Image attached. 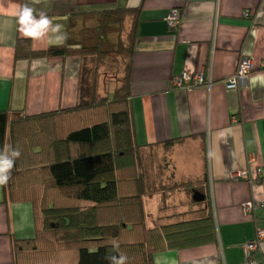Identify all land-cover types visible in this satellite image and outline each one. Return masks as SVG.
<instances>
[{"label":"crops","instance_id":"1","mask_svg":"<svg viewBox=\"0 0 264 264\" xmlns=\"http://www.w3.org/2000/svg\"><path fill=\"white\" fill-rule=\"evenodd\" d=\"M24 3L64 25L68 55L14 61L16 38L24 35L12 13ZM117 8L130 10L126 20L105 22L99 16ZM172 8L180 13L174 28L167 23ZM119 29L132 31V39H120L132 44L130 52L116 53ZM66 41L55 46L47 37L30 39L33 49ZM87 45L90 51L84 52ZM95 46L104 48L97 52ZM242 55L251 58L253 68L243 86L228 88L225 80L235 74ZM89 58H130L128 69L117 75L129 84L135 140L147 150L153 146V156L156 151L165 156L163 169L153 167L163 184L191 185L172 193L165 213L194 210L202 203L192 200L193 191L209 193L216 243L159 253L154 264H264V240L249 255L243 249L264 229V212L254 209L253 220L239 209L244 201H264V0H0V110L35 114L74 106L81 69L92 66ZM184 70L203 71L212 83L173 86L172 78ZM109 83L116 87L112 81L102 85ZM257 170L256 182L236 176L244 171L254 179ZM146 197L150 217L159 197ZM31 235L29 204L8 201L6 186L0 187V264L11 262L14 238Z\"/></svg>","mask_w":264,"mask_h":264},{"label":"trees","instance_id":"2","mask_svg":"<svg viewBox=\"0 0 264 264\" xmlns=\"http://www.w3.org/2000/svg\"><path fill=\"white\" fill-rule=\"evenodd\" d=\"M129 11L117 8L99 16L105 22H121ZM117 32L116 53L130 52L132 44L120 39L125 35L132 39V31ZM68 40L65 46L33 49L30 39L17 37L14 61L66 56ZM99 47L94 48L102 52ZM84 49L90 51L89 45ZM129 59L93 58V69L82 67L80 98L72 107L35 114L0 110V147L8 143L21 151L6 185L7 198L29 204L32 215V235L12 240L8 264H108L104 256L113 243L128 256V264H154L159 253L216 243L207 189L202 191L200 207L165 213L172 193L189 191L191 185L185 180L163 184L153 167L163 169L168 164L165 156H153V146L147 150L148 145L135 140L129 84L117 75L122 68L128 69ZM98 66L113 73L116 87L109 94H98ZM258 179V175L249 176L252 182ZM153 193L159 202L149 217L144 201ZM245 202L251 204L249 211L244 209ZM239 209L254 220V209L264 212V201H244ZM256 238L257 231L251 240Z\"/></svg>","mask_w":264,"mask_h":264},{"label":"clouds","instance_id":"3","mask_svg":"<svg viewBox=\"0 0 264 264\" xmlns=\"http://www.w3.org/2000/svg\"><path fill=\"white\" fill-rule=\"evenodd\" d=\"M17 20L19 30L24 37L31 40H43L47 37L50 45L60 46L68 39L64 25L54 22L49 15L34 6L24 3L12 13ZM21 156L19 147L4 144L0 147V187L6 186L12 177L16 161ZM119 244L113 243L105 253L104 259L108 264H128V256L118 251Z\"/></svg>","mask_w":264,"mask_h":264},{"label":"built area","instance_id":"4","mask_svg":"<svg viewBox=\"0 0 264 264\" xmlns=\"http://www.w3.org/2000/svg\"><path fill=\"white\" fill-rule=\"evenodd\" d=\"M250 14L251 13L249 11H245L243 13V16L248 18L250 17ZM179 16L180 13L177 8H172L170 10V17L167 23L171 28L177 26ZM261 66L264 67V60L261 62ZM252 68H253V64L251 58L246 55H242L239 58L235 74L225 80V86L228 88H237L243 86L246 76L248 73L251 72ZM171 82L173 86H179L185 88H193L199 85L209 86L212 83L211 78L206 77L203 71L191 73L188 70H184L180 74L172 78ZM256 174L257 175L261 174L260 170H257ZM236 176L246 180L249 178V174H247L244 171L237 172ZM243 205L246 211H249L251 209V204L249 202H245ZM263 240H264V229H258L257 238L253 241L248 240L244 244L243 249L245 253H247L248 255L250 254V252L252 253L255 249L258 248V245ZM247 263L249 264L251 262L247 260L246 264Z\"/></svg>","mask_w":264,"mask_h":264},{"label":"rangeland","instance_id":"5","mask_svg":"<svg viewBox=\"0 0 264 264\" xmlns=\"http://www.w3.org/2000/svg\"><path fill=\"white\" fill-rule=\"evenodd\" d=\"M102 48H104V47H102ZM82 59L85 61V58H82ZM89 60H91V59L89 58ZM91 61H92V66L90 65V62L87 63L86 66L91 67V69H93V59ZM95 76H96L98 84H99V90L100 91L98 92V94H103V95L109 94L114 89V88H112L110 83L105 84V87L102 85L103 83H107L109 81H114V80H112L114 78L112 71H110L108 69L100 68V66H98L97 68H95ZM159 155H160V152L156 151V153H154L155 157H159Z\"/></svg>","mask_w":264,"mask_h":264},{"label":"water","instance_id":"6","mask_svg":"<svg viewBox=\"0 0 264 264\" xmlns=\"http://www.w3.org/2000/svg\"><path fill=\"white\" fill-rule=\"evenodd\" d=\"M191 198L194 202H199V201H202L204 199V195H203V193H201L197 190H194Z\"/></svg>","mask_w":264,"mask_h":264},{"label":"flooded vegetation","instance_id":"7","mask_svg":"<svg viewBox=\"0 0 264 264\" xmlns=\"http://www.w3.org/2000/svg\"><path fill=\"white\" fill-rule=\"evenodd\" d=\"M259 176V175H258ZM246 180V179H245Z\"/></svg>","mask_w":264,"mask_h":264}]
</instances>
